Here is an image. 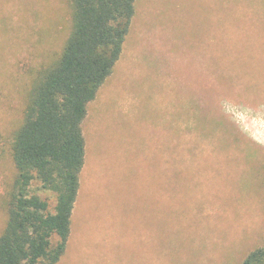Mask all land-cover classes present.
Instances as JSON below:
<instances>
[{
	"label": "rangeland",
	"instance_id": "rangeland-1",
	"mask_svg": "<svg viewBox=\"0 0 264 264\" xmlns=\"http://www.w3.org/2000/svg\"><path fill=\"white\" fill-rule=\"evenodd\" d=\"M69 2L0 0V233L12 133L70 34ZM82 127L57 264H242L264 247V0H137Z\"/></svg>",
	"mask_w": 264,
	"mask_h": 264
},
{
	"label": "trees",
	"instance_id": "trees-1",
	"mask_svg": "<svg viewBox=\"0 0 264 264\" xmlns=\"http://www.w3.org/2000/svg\"><path fill=\"white\" fill-rule=\"evenodd\" d=\"M135 2L70 0V34L58 57L35 72L12 133L16 175L0 264H57L66 251L85 163L83 121L122 55ZM43 193H52L54 204ZM242 264H264V247Z\"/></svg>",
	"mask_w": 264,
	"mask_h": 264
},
{
	"label": "crops",
	"instance_id": "crops-1",
	"mask_svg": "<svg viewBox=\"0 0 264 264\" xmlns=\"http://www.w3.org/2000/svg\"><path fill=\"white\" fill-rule=\"evenodd\" d=\"M136 10H137V0H136ZM136 10H135V14H136ZM135 14H134V17H135ZM134 17H133V19H134ZM132 22H133V20H132ZM131 25H132V23H131ZM88 113V112H87ZM86 118V117H85ZM83 135H84V131H83ZM84 138H85V135H84ZM86 139H85V163H86ZM85 163H84V166H83V168L85 167ZM83 170V169H82ZM82 172V171H81ZM80 177H81V174H80ZM80 185H81V178H80ZM80 188H81V186H80ZM80 188H79V191H80ZM78 195H79V192H78ZM77 200H78V197H77ZM76 203H77V201H76ZM75 206H76V204H75ZM74 210H75V207H74ZM74 210H73V214H74ZM73 214H72V221H73ZM72 224V223H71Z\"/></svg>",
	"mask_w": 264,
	"mask_h": 264
}]
</instances>
